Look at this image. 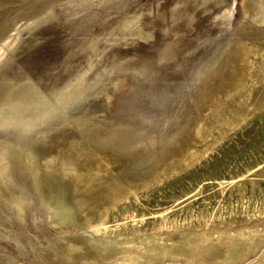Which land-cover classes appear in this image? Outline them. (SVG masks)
Returning a JSON list of instances; mask_svg holds the SVG:
<instances>
[{"label": "rangeland", "instance_id": "rangeland-1", "mask_svg": "<svg viewBox=\"0 0 264 264\" xmlns=\"http://www.w3.org/2000/svg\"><path fill=\"white\" fill-rule=\"evenodd\" d=\"M0 264H264V0H0Z\"/></svg>", "mask_w": 264, "mask_h": 264}, {"label": "bare ground", "instance_id": "bare-ground-1", "mask_svg": "<svg viewBox=\"0 0 264 264\" xmlns=\"http://www.w3.org/2000/svg\"><path fill=\"white\" fill-rule=\"evenodd\" d=\"M55 106H56V105H55ZM60 110H61V109H60ZM55 112H56V111H55ZM55 112H54V113H55ZM47 116H48V115H47ZM47 116H45V117H47ZM50 116H51V115H50ZM40 118H41V117H40ZM42 118H43V117H42ZM47 118H49V117H47ZM21 204H22V203H21ZM23 207H24V206L22 205V208H23Z\"/></svg>", "mask_w": 264, "mask_h": 264}]
</instances>
